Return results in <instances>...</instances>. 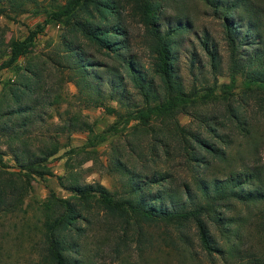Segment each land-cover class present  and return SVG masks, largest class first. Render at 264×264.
Masks as SVG:
<instances>
[{
	"label": "trees",
	"instance_id": "1",
	"mask_svg": "<svg viewBox=\"0 0 264 264\" xmlns=\"http://www.w3.org/2000/svg\"><path fill=\"white\" fill-rule=\"evenodd\" d=\"M5 1L16 9L25 3L24 0H0V12L4 10ZM201 1L221 20L231 71L235 73L241 69L248 83L264 85V70L260 67L264 60V6L252 0ZM127 2L131 13L144 27L151 74L132 50L119 0H67L46 12L44 24L62 23L72 34L62 36V60L71 74L68 80L73 81L81 98L96 106L103 105L111 112L115 109L107 102H117L125 108L127 116L137 121L135 127L150 133L152 150L161 147L167 155L181 156L192 177L176 185L168 171L153 169L151 173H142L115 159V169L123 180L121 193L115 194L99 183H74L68 189L83 203L94 201L105 215L122 217L126 222L128 217H134L147 224L167 222L179 228L193 223L208 252L222 251V247L212 236L206 218L217 224L227 241L234 238L232 250L240 243L242 232L231 227L230 219L224 217L220 207L229 200L253 202L256 203L255 228L264 236V171L254 159L258 136L247 117L235 108L227 109L226 118L235 124L242 141L253 154L250 161L239 157L238 152H231L234 139L215 128L208 116L195 115L205 133L190 129L178 120V114L191 115L190 108L195 104L196 92L185 91L177 62L178 48L183 44L185 33L190 32L192 21L187 17L167 15L165 0ZM42 31L39 25L24 39H12L6 50L0 49V73L16 71L9 88L3 90L4 93L8 90L9 97L5 108L2 107L3 92L0 95V133L9 138L8 148L23 175L39 172L37 168L58 151L55 140L50 146L34 151L23 138L32 121L39 116L38 107L45 103L46 97L42 95L41 65L31 61L22 65L19 61L30 53L33 41ZM75 33L87 42H80ZM196 39L208 55L211 69L218 71L221 56L210 34L204 31ZM191 56L189 70L192 73L199 66L194 53ZM152 74L159 78L160 85L155 86ZM231 82H234V74ZM130 88L143 97L142 103L136 102ZM206 89L203 97L213 94ZM156 120L164 124L166 131L162 127H150ZM1 160L0 154V164ZM218 172L223 173L217 175ZM2 174L0 171V212L8 210L13 200L19 204L26 189V185L15 181L17 177L4 179ZM59 201L61 206L64 204L63 211L45 224L43 258L48 264H83L77 241L82 232L76 225L78 219H84L82 211L70 199ZM249 262L264 264L259 258Z\"/></svg>",
	"mask_w": 264,
	"mask_h": 264
},
{
	"label": "rangeland",
	"instance_id": "2",
	"mask_svg": "<svg viewBox=\"0 0 264 264\" xmlns=\"http://www.w3.org/2000/svg\"><path fill=\"white\" fill-rule=\"evenodd\" d=\"M24 1L23 10L3 2L0 49L6 50L12 39L22 40L39 25L43 27L33 41L30 53L19 61L22 65L28 61L41 65L42 95L46 97L45 103L38 107L39 116L32 121L23 138L34 151L50 146L55 140L58 151L37 168L39 172L23 175L8 148L9 138L0 133L3 178L17 177L18 184L26 185L22 201L18 204L13 200L8 210L0 212V264H48L43 258L45 224L63 211L64 204L61 206L60 199H70L82 211L84 219H78L76 225L82 232L77 241L83 264H252L249 261L254 258L264 260V236L257 232L253 214L256 203L229 200L220 207L224 217L230 219L231 227L242 232L240 243L232 250L234 238L227 241L217 224L206 218L212 236L222 247V251L208 252L193 223L179 228L167 222L147 224L134 217H128L126 222L122 217L105 215L94 201L83 203L68 189L74 183H99L115 194L121 193L123 180L115 169V159L142 173H151L153 169L168 171L176 185L190 181L192 176L181 156L167 155L158 146L157 151L152 150L150 133L135 127L137 121L127 116L124 107L108 101L107 105L115 109L111 112L103 105L90 104L81 98L73 81L68 80L71 74L64 66L60 42L63 35L70 37L72 34L62 23L44 24L46 12L67 0ZM119 1L130 32L132 50L150 73L151 57L145 44L144 27L131 13L127 0ZM252 1L264 6V0ZM164 5L167 15L187 17L192 21L190 32L185 33L183 44L178 48L177 62L185 91H194L196 96L195 104L190 108L191 115H177L180 124L205 133L195 115L208 116L215 128L234 139L231 152H238L239 157L250 161L253 154L242 141L235 124L226 118L227 109L235 108L247 117L258 136L254 159L264 171V85L248 83L241 69L235 73L231 71L221 20L210 6L201 0H165ZM204 31L210 34L221 56V68L215 72L196 39ZM76 35L80 42H87L81 35ZM193 53L199 68L191 73L189 63ZM260 67L264 70V60ZM15 72L0 73V95L15 79ZM232 74L234 82H231ZM154 82L155 86L160 85L157 76ZM206 88L213 94L203 97ZM130 89L136 102L142 103L143 97ZM7 92H3L4 108L9 103ZM153 126L163 128L164 124L156 120L150 127ZM161 137L165 139L164 135ZM220 173L223 172L217 175Z\"/></svg>",
	"mask_w": 264,
	"mask_h": 264
}]
</instances>
